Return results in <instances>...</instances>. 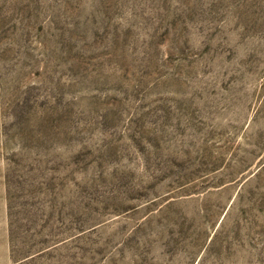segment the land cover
<instances>
[{
    "label": "rangeland",
    "instance_id": "obj_1",
    "mask_svg": "<svg viewBox=\"0 0 264 264\" xmlns=\"http://www.w3.org/2000/svg\"><path fill=\"white\" fill-rule=\"evenodd\" d=\"M0 264H264V0H0Z\"/></svg>",
    "mask_w": 264,
    "mask_h": 264
}]
</instances>
